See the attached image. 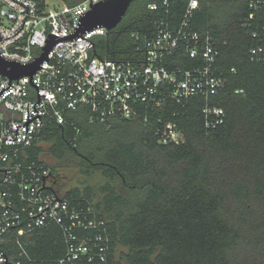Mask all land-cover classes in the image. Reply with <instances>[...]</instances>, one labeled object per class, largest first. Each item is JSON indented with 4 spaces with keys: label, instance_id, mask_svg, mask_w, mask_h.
Wrapping results in <instances>:
<instances>
[{
    "label": "trees",
    "instance_id": "16d2710c",
    "mask_svg": "<svg viewBox=\"0 0 264 264\" xmlns=\"http://www.w3.org/2000/svg\"><path fill=\"white\" fill-rule=\"evenodd\" d=\"M162 1H133L114 29L94 39V54L124 61L140 56L137 47L162 16L147 5ZM169 2L167 17L177 24L187 0ZM251 12L242 0H200L192 20V28L212 36L220 53L217 71L229 76L226 92L209 101L225 110L219 128L205 127L202 97L171 103L164 113L184 134L179 145L159 143L152 124L140 117L90 123L78 109L64 124H47L26 149L24 158L50 167L54 181L58 174L41 159L40 142L55 139L80 157L83 173L98 170L109 179L98 199L91 187L64 193L89 200L106 220L110 264H264V5L252 19ZM254 47L263 54L252 61ZM192 64L178 54L168 65ZM26 248L32 264H55L65 251L62 232L55 225L37 229Z\"/></svg>",
    "mask_w": 264,
    "mask_h": 264
},
{
    "label": "built area",
    "instance_id": "2783aa9c",
    "mask_svg": "<svg viewBox=\"0 0 264 264\" xmlns=\"http://www.w3.org/2000/svg\"><path fill=\"white\" fill-rule=\"evenodd\" d=\"M103 1L58 5L50 0H0L3 58L30 64L56 40L33 76L10 80L0 70V264H32L27 240L37 229L53 225L61 230L65 245L55 264H110L106 220L93 203L69 199L56 188L50 167L24 158L47 124H64L66 115L78 109H84L90 123L110 125L115 118L140 117L152 124L159 143L179 145L184 134L164 113L171 103L185 105L193 97L205 100L207 129L225 122L224 108L209 101L226 92L229 76L217 71L220 53L212 36L192 28L200 0H187L177 24L167 17L169 0L148 3L162 16L133 61L94 54V39L106 34L105 27L78 33L84 15ZM242 1L252 9L251 19L264 5L261 0ZM178 54L192 60V67H170ZM262 54V47H254L250 59Z\"/></svg>",
    "mask_w": 264,
    "mask_h": 264
},
{
    "label": "water",
    "instance_id": "95a60500",
    "mask_svg": "<svg viewBox=\"0 0 264 264\" xmlns=\"http://www.w3.org/2000/svg\"><path fill=\"white\" fill-rule=\"evenodd\" d=\"M133 1L135 0H105L92 5L91 9L82 18L78 33L91 31L97 27H105L107 31L114 29L122 21ZM55 43V38H52L44 48L42 55L34 62L26 65L6 60L0 55L1 73L10 80H18L27 75L33 76L40 69L41 64L48 60V54Z\"/></svg>",
    "mask_w": 264,
    "mask_h": 264
},
{
    "label": "rangeland",
    "instance_id": "374dc122",
    "mask_svg": "<svg viewBox=\"0 0 264 264\" xmlns=\"http://www.w3.org/2000/svg\"><path fill=\"white\" fill-rule=\"evenodd\" d=\"M50 2L63 5L62 0H50ZM40 145L43 147L41 159L56 169L58 175L55 177V181L58 190L64 193L65 190L72 188L78 187L83 189L91 187L96 192V199L100 198L101 186L109 181V179L103 176L101 171L93 170L89 175L83 173L76 163L80 157L71 151L68 152L64 145H61L56 139L40 142ZM112 183L117 187L120 186L118 180ZM121 250L123 249L118 250L117 257Z\"/></svg>",
    "mask_w": 264,
    "mask_h": 264
}]
</instances>
